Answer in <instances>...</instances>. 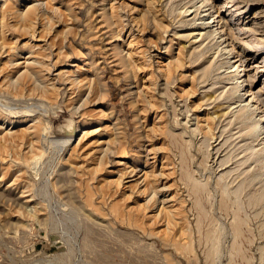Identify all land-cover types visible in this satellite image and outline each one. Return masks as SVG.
<instances>
[{
    "label": "rangeland",
    "instance_id": "374dc122",
    "mask_svg": "<svg viewBox=\"0 0 264 264\" xmlns=\"http://www.w3.org/2000/svg\"><path fill=\"white\" fill-rule=\"evenodd\" d=\"M189 1L0 0V264H264V0Z\"/></svg>",
    "mask_w": 264,
    "mask_h": 264
},
{
    "label": "bare ground",
    "instance_id": "6f19581e",
    "mask_svg": "<svg viewBox=\"0 0 264 264\" xmlns=\"http://www.w3.org/2000/svg\"><path fill=\"white\" fill-rule=\"evenodd\" d=\"M194 1L195 0H190L188 2L189 5H187L185 10H184V16L186 17L184 22L186 25H189V24L193 23L194 21H196V16H197L198 12H201V13L207 12L206 14H204L202 16V18H200L201 19V22L199 24L200 27L198 28L197 33H195V37H196L195 42H199V41L203 42L204 39H206L208 32L206 33L204 30L208 27V24H210V27H212V29L210 30L209 36L210 35L213 36V39H215V40L222 39L221 42L224 41L225 37H226V33L224 32V27L222 25L219 27V25L221 24L220 21L217 23L218 27L213 28L214 27L213 23L216 21L215 14L213 12H210V10L213 8V5H212L213 2L211 3V0H196L195 2ZM192 8H195V9L192 10ZM38 10H39V8L37 6H30L25 11L21 12V16L24 18H27L28 20L31 21V23H33L34 18L38 15ZM192 15H194V16L190 18V16H192ZM223 32H224V34H223ZM222 49H223L224 53L226 55H228V58H229V55L232 52V48L229 49V46H223ZM236 61L237 60H235V62L229 66V68H230L229 74H230V76L232 75L233 79H237L236 86H235L236 88L239 89L241 87V83H243V82L246 83L245 89H247L246 94H248L247 99L244 100V101H246V104L241 106L237 111V114H238L237 117L239 116L240 121L246 126V128H249L248 134H256L257 138H259V136L261 135L260 133L262 131V128H264V113L262 112V113L258 114L259 118L254 122L253 126H251L250 124L247 123V119H249V116H250L249 110H251V111L256 110L257 111V110H259V105L253 101L254 100L252 97L253 94L251 93V90H250L249 85L247 83V79L245 78V74L238 77L239 70L242 72H243V70H241L242 69L241 66H238V64H237L238 61L237 62ZM33 71L34 70L32 68L27 66L26 72L28 75L29 74L32 75ZM246 94L242 93L241 97L244 98ZM249 98H251L250 101L248 100ZM248 106H251V108L248 109ZM71 140H72V136L70 137V141ZM259 151L263 152L264 146L262 148H260Z\"/></svg>",
    "mask_w": 264,
    "mask_h": 264
},
{
    "label": "water",
    "instance_id": "95a60500",
    "mask_svg": "<svg viewBox=\"0 0 264 264\" xmlns=\"http://www.w3.org/2000/svg\"><path fill=\"white\" fill-rule=\"evenodd\" d=\"M76 127V125L75 124H72V126L70 127V128H68V127H65V128H63L62 130H61V132L63 133V134H69L70 133V131L72 130V129H74Z\"/></svg>",
    "mask_w": 264,
    "mask_h": 264
}]
</instances>
